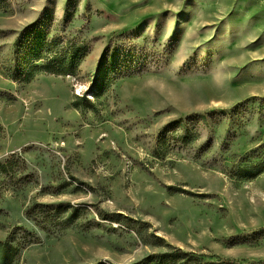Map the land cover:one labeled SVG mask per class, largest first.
I'll return each instance as SVG.
<instances>
[{"label": "rangeland", "instance_id": "1", "mask_svg": "<svg viewBox=\"0 0 264 264\" xmlns=\"http://www.w3.org/2000/svg\"><path fill=\"white\" fill-rule=\"evenodd\" d=\"M162 254L264 264V0H0V256Z\"/></svg>", "mask_w": 264, "mask_h": 264}, {"label": "trees", "instance_id": "2", "mask_svg": "<svg viewBox=\"0 0 264 264\" xmlns=\"http://www.w3.org/2000/svg\"><path fill=\"white\" fill-rule=\"evenodd\" d=\"M42 65L46 67L45 68L46 71L51 72L53 74H66V70L61 69L62 66L59 65L56 68L52 67L51 60H50V63H46ZM0 264H9V262L0 256ZM138 264H142V262ZM144 264H184V263H178L177 259H175V257L171 256L170 254H162V255L151 257L150 262L148 263L145 262Z\"/></svg>", "mask_w": 264, "mask_h": 264}]
</instances>
